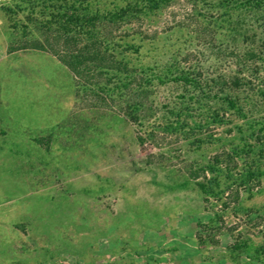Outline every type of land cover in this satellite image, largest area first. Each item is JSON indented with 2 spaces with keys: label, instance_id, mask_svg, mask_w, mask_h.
<instances>
[{
  "label": "rangeland",
  "instance_id": "rangeland-1",
  "mask_svg": "<svg viewBox=\"0 0 264 264\" xmlns=\"http://www.w3.org/2000/svg\"><path fill=\"white\" fill-rule=\"evenodd\" d=\"M18 1L0 0V264H264V0H173L115 31L142 46L131 67L197 82L156 84L136 119L114 86L21 49L1 19ZM224 152L239 198L206 202L191 172Z\"/></svg>",
  "mask_w": 264,
  "mask_h": 264
},
{
  "label": "trees",
  "instance_id": "trees-1",
  "mask_svg": "<svg viewBox=\"0 0 264 264\" xmlns=\"http://www.w3.org/2000/svg\"><path fill=\"white\" fill-rule=\"evenodd\" d=\"M172 1L24 0L4 6L1 19L8 23L10 36L21 49L52 54L76 78L98 89L105 90L114 86L116 93L128 100L130 115L136 119L134 113L144 110L156 84H164L169 79L182 82L186 86L197 83L188 71L181 76H147L144 71L131 67L127 60L129 54L141 52V44L134 40L118 43L113 37L115 31L164 9ZM232 84V91L237 92L236 88L243 86V80L235 78ZM86 86L83 84L82 87ZM182 98L185 99V96ZM225 101L228 110L233 114L242 118L247 116L246 108L242 104L244 102L250 106L247 99L242 100L239 94H229ZM232 163L234 155L224 152L216 155L208 168L191 172L193 180L204 178L207 181L197 182L206 202L214 198L222 199L229 190L239 198V190L232 192L236 181L233 178L235 167ZM220 171L225 172L230 179L226 187H222V183L217 180ZM209 173L214 178L209 179ZM259 173L250 168L240 178V185L247 189L245 185L250 180L258 179ZM257 252L259 256L264 255V247Z\"/></svg>",
  "mask_w": 264,
  "mask_h": 264
}]
</instances>
